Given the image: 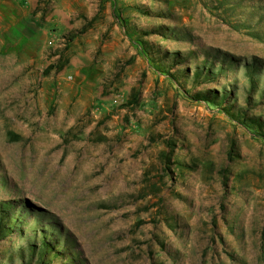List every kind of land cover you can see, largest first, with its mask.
Wrapping results in <instances>:
<instances>
[{"label":"rangeland","instance_id":"obj_1","mask_svg":"<svg viewBox=\"0 0 264 264\" xmlns=\"http://www.w3.org/2000/svg\"><path fill=\"white\" fill-rule=\"evenodd\" d=\"M0 223V264H264V0H0Z\"/></svg>","mask_w":264,"mask_h":264},{"label":"trees","instance_id":"obj_2","mask_svg":"<svg viewBox=\"0 0 264 264\" xmlns=\"http://www.w3.org/2000/svg\"><path fill=\"white\" fill-rule=\"evenodd\" d=\"M195 75H196V77H199V71L196 72ZM200 99H203V96H200ZM236 117H237V118H240V119H241V117H243V119L247 120V116H246V114H244L243 112L237 113ZM254 123H256V124L258 125V129L263 130V126H262L261 123H259V122H257V121H255ZM4 228H5V227H3L2 224L0 223V237L2 236V235H1V233H2L1 229H4Z\"/></svg>","mask_w":264,"mask_h":264}]
</instances>
